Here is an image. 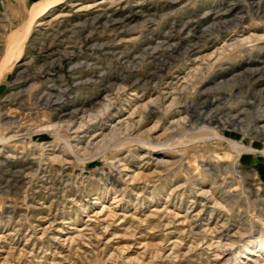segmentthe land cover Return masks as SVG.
<instances>
[{
	"label": "rangeland",
	"instance_id": "374dc122",
	"mask_svg": "<svg viewBox=\"0 0 264 264\" xmlns=\"http://www.w3.org/2000/svg\"><path fill=\"white\" fill-rule=\"evenodd\" d=\"M47 1L0 0V138L11 126L25 129L0 141L15 154L0 156V264H263L264 251L245 250L264 242V155L237 156L211 133L264 149L256 126L264 124V70L255 78L241 64L248 56L263 66L255 52L264 42L240 41L208 58L219 33L237 34L215 22L233 0H74L39 17ZM238 5L250 15L237 30L264 34L255 6ZM199 40L193 62L186 49ZM130 71L140 83L121 90L115 80ZM64 108L98 116L86 133L97 143L87 152L66 145L68 161L49 145L66 143L61 134L33 132ZM134 109L128 129H112L109 119ZM144 143L156 150L144 154ZM161 151L166 163L156 161ZM201 186L212 194L208 207L186 217ZM215 200L226 222H209ZM227 230L222 242L233 243L219 258Z\"/></svg>",
	"mask_w": 264,
	"mask_h": 264
},
{
	"label": "bare ground",
	"instance_id": "6f19581e",
	"mask_svg": "<svg viewBox=\"0 0 264 264\" xmlns=\"http://www.w3.org/2000/svg\"><path fill=\"white\" fill-rule=\"evenodd\" d=\"M74 0H48L44 5H41L40 7H38V10L37 12H40V16H44V14H48L50 11H53V10H69L67 9V7L69 5H72ZM117 1V3L121 0H115ZM242 1L244 2V4L247 3V5H249V7L252 6V8L255 6V13H257V16L264 19V0H233L231 2H229V4L226 5V7H223L221 10H219L217 13H215V16H218V19L217 21L215 22H218L219 24L220 23H224L225 26L228 28V27H232V31L233 30H236L237 31V34L236 35H233L231 32H225V33H219V36H220V39L222 41V44L217 47H215V49L213 50V52L210 54V56L208 57L210 60L214 59V60H218L220 58V56L222 55V53L226 50H228V47H230V45H235L237 43H239L240 41H253V40H257L256 42H253L251 43V47L252 48H255L257 47L258 43L259 42H264V34H262L261 36L259 35L258 38H252L254 37L253 35H250L248 36H245V33L242 31V30H237V24H239L240 22H243L246 20V18L250 15L249 12H246L244 11V9L246 8L245 6H239V2ZM176 2V1H174ZM246 2V3H245ZM35 12V11H34ZM213 12L212 9L210 10H207L205 11V13H209L211 14ZM67 13V12H65ZM61 15V14H60ZM200 16V15H199ZM33 17V16H32ZM126 17V16H125ZM125 17L123 19H125ZM252 17V16H251ZM195 18V17H194ZM42 19V18H41ZM119 19H122L121 17ZM195 21V20H194ZM114 22V21H113ZM214 22V23H215ZM108 23V22H107ZM250 24V23H249ZM248 24V25H249ZM218 25V24H217ZM201 26V24H200ZM25 27V26H24ZM118 27V26H117ZM116 27V28H117ZM186 27H188V22H186L183 26H182V29H185ZM22 28V27H21ZM122 28V27H121ZM194 28V27H193ZM263 28H264V25H263ZM114 29V28H113ZM192 29V27H191ZM21 30V29H20ZM116 30V29H115ZM118 30V29H117ZM227 30V29H225ZM25 31V30H24ZM23 31V32H24ZM190 31V29H189ZM188 31V32H189ZM242 31V32H241ZM185 32V31H184ZM191 32V31H190ZM193 32V31H192ZM124 31L120 30V33L118 34L119 36L123 35ZM239 33H242L241 35H243L242 38H239ZM18 34H20V31L18 32ZM17 34V36H18ZM191 34V33H190ZM224 34V35H223ZM16 35V34H15ZM117 35V36H118ZM245 36V37H244ZM22 37V36H21ZM104 42V41H103ZM101 43V42H100ZM109 43V42H108ZM102 44V43H101ZM17 45V44H16ZM100 45V44H99ZM97 46V45H96ZM102 46V45H101ZM15 47V46H14ZM104 47V46H103ZM148 47V46H147ZM204 47V44H203V41L201 42V40H199V42L197 44H195L194 46L193 45H189L187 46V52H192L193 55V58L192 61H196L199 59L200 57V51L203 49ZM261 47V46H260ZM11 49V48H10ZM264 49V48H263ZM208 50V49H207ZM255 60L257 59H261V63L264 64V52L262 53L261 51H256L255 52ZM241 64H244L245 66V70L244 71H247L249 70L253 75H255L256 73H259L260 74V71L261 70H264V65L262 66L261 64H259V62H254L252 58L250 57H246ZM255 65H259V66H256L254 67ZM73 65H68V69L70 70L72 68ZM164 68V67H163ZM241 68V67H240ZM3 69V68H2ZM1 69V70H2ZM199 70V69H198ZM181 73V72H180ZM1 74V73H0ZM220 74V73H219ZM251 74V75H252ZM177 76H180V74H178ZM194 76V75H193ZM220 77H223L221 74L219 75ZM219 76H216V78H219ZM256 76V75H255ZM139 75L136 73V71H130L126 74L122 73L120 75L119 78H117L115 80L116 84L119 85V88L124 89L128 86V85H137L140 83V79L138 78ZM184 77V76H183ZM259 76H256L255 78H257ZM264 77V75H263ZM2 78V76H0V79ZM220 79V78H219ZM2 82V81H1ZM0 82V83H1ZM114 82V83H115ZM180 82V81H179ZM174 83V82H173ZM145 84V83H144ZM107 90V89H105ZM116 90V89H115ZM65 91V90H64ZM177 98V97H176ZM111 99V98H110ZM40 100V99H39ZM51 100V99H50ZM48 100V102H50L52 105H54L56 103L55 100H53L52 102ZM55 101V102H54ZM47 102V103H48ZM60 103V102H59ZM46 104V103H45ZM142 105V104H141ZM148 105V104H147ZM74 107V106H73ZM102 107V106H101ZM73 110V109H72ZM77 111H74L73 112H69L66 110V108H64L63 110H57L56 112V115H54L53 117V120L52 122H48V123H45L43 125H39L35 128H33V132H38V131H51L53 133H56V134H61L66 143L64 144H61L59 142L55 143V144H52L50 143L49 145L52 146V150L56 153L57 152V156L56 158L58 157L59 159L63 160V161H68L69 158L68 156L66 155V152H67V149H66V145L70 147H74L75 149H77L78 151L80 150H84L85 152L87 151H90L91 149H88L89 147H93V146H90V144H96L97 142H94V139H95V135L91 134L89 135V137H86V133L91 131V127L94 123H98L97 122V118L98 116H95L93 117H90L91 119L90 120H86L84 118V113L82 111V114L79 115V112H80V109H76ZM85 110V109H84ZM105 110V109H104ZM137 109H134V111L128 113V114H125V113H121L119 115V118L118 120H113V119H109L110 121H112L113 123V130L116 129L119 130L120 127L122 128V126H126L128 125V123L132 120H134L133 116L134 114L136 113ZM69 112V114H71V119L69 121H66L65 117H66V114ZM107 112V111H106ZM103 114V113H102ZM239 114V113H238ZM143 117V116H142ZM233 118V117H232ZM89 119V118H88ZM143 118H141L142 120ZM187 119V117H186ZM210 119V118H209ZM240 119V118H239ZM202 120H207L206 117H202ZM232 120V119H231ZM138 121V120H137ZM218 121V120H217ZM241 121V120H239ZM140 121H138L139 123ZM134 123V122H133ZM95 124V125H96ZM140 124V123H139ZM120 125V126H119ZM138 125V124H137ZM129 126V125H128ZM201 126V125H200ZM254 126V124H253ZM257 131L258 132H261L260 134L264 137V124L261 125H257ZM206 127V126H205ZM62 128H64L66 130V134L62 132ZM125 128V127H124ZM209 128V127H208ZM128 129V127L126 128ZM24 127L23 125L21 124H18V125H14V126H11L10 128H8V130L5 132L6 134H11L9 136H6V137H1L0 138V141H2L3 143L9 139H12L13 137L15 136H18V135H23L25 132H24ZM211 130V129H210ZM64 131V130H63ZM120 131V130H119ZM118 131V132H119ZM122 131V130H121ZM216 131V130H215ZM213 131L212 130V135L214 137H217V138H220L222 140H225L228 142V144L231 146L232 150L236 153L237 156H240L242 153L244 152H249V153H261L262 155H264V149H259V148H256L254 146H249L246 144V142L243 140V141H240V140H237V139H234V138H231V137H228L225 132H221V131ZM65 132V131H64ZM111 132V131H110ZM126 132V131H125ZM182 132V131H181ZM249 131L247 130V133ZM245 132H243L244 136L247 134ZM257 133V132H256ZM259 134V135H260ZM34 135V134H33ZM260 135V136H261ZM108 136V135H107ZM211 137V136H210ZM83 138H87V142L84 143L83 142ZM110 138V137H109ZM261 138V137H260ZM212 139V138H211ZM129 141H132L131 139H125L123 141V144L129 142ZM141 141V140H140ZM179 141V140H178ZM133 142V141H132ZM147 142V141H146ZM106 143V142H105ZM141 143V142H139ZM166 143V142H165ZM35 144L36 146H39L43 151V153L45 152V147H44V144H42V142H37L35 141ZM134 144V143H133ZM142 144V143H141ZM146 144L148 147H147V150L146 152H143L144 154L146 153H152L153 150H156L155 149V146H153V144L151 143H144ZM157 145V144H156ZM178 145V144H177ZM97 145H95L94 147V150L98 153L102 150V148L100 147L98 149V147H96ZM123 145H121L122 147ZM173 146V145H172ZM175 146V145H174ZM154 147V148H153ZM117 148V147H115ZM159 148V147H158ZM83 151V152H84ZM141 153V152H140ZM105 154V153H104ZM165 151H161V154L159 156V158H157V162H164L166 163L168 160L167 155H165ZM15 154L14 152H12L11 150H8L7 147L5 146L4 148L1 147L0 148V156H5L7 158V160L10 158V157H13ZM228 155V154H227ZM155 158V157H153ZM84 160V159H83ZM92 160V159H91ZM237 158L234 160V162H236ZM235 167V166H234ZM82 171V170H81ZM27 172V171H26ZM122 172V171H120ZM122 174V173H121ZM120 174V175H121ZM125 174V173H124ZM179 185V184H178ZM212 194L210 193V190H206L204 187H199L198 189H195V191H193L191 194H190V205L188 206V210L187 212H191L189 215H186V217L190 216L192 217L193 215L195 216H199L201 212L204 213V210L207 209L206 207H208V202H209V197L211 196ZM200 202V206L201 207H198L199 205H197V202ZM224 204V203H222ZM221 205V203H219L218 201H214L213 205H211L209 207V213H210V218H209V222H216L218 223L220 220L223 221V222H226L225 221V218L223 217L222 214L219 213V211L217 210V207ZM226 206V205H225ZM116 207V206H115ZM264 207V206H263ZM264 211V210H263ZM193 212V213H192ZM196 212V213H194ZM221 212V211H220ZM194 218V217H193ZM195 219V218H194ZM225 224V223H224ZM223 225V223H222ZM240 225V224H239ZM218 226V224H217ZM222 226H220V229H221ZM216 229V227H215ZM216 231V230H215ZM243 232V231H242ZM224 236H228L227 238L230 237V234H229V230H227V233H223L221 232V234L219 235L220 239ZM256 238V237H255ZM219 246L221 248H223L222 251L219 252V254H217V256L220 258L222 257V255L224 253H226V251L230 250L229 246L230 244H232L233 242H229L228 244L226 243H223L222 242V239L219 240L218 242ZM165 245V244H164ZM256 245V246H255ZM226 246V247H225ZM255 248V247H258V250L259 251H264V242L261 240V241H258L256 243H254V245H249L247 246V249L245 250V252L249 249H252V248ZM222 253V254H220ZM225 256V255H224ZM222 259V258H221ZM217 260V263L222 261V260ZM253 262H255L256 260L255 259H252ZM225 261V259H224ZM224 263V262H223ZM3 264V263H2ZM236 264H245L242 260H236ZM264 264V263H263Z\"/></svg>",
	"mask_w": 264,
	"mask_h": 264
}]
</instances>
